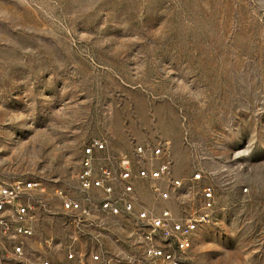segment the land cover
Instances as JSON below:
<instances>
[{"label": "rangeland", "instance_id": "rangeland-1", "mask_svg": "<svg viewBox=\"0 0 264 264\" xmlns=\"http://www.w3.org/2000/svg\"><path fill=\"white\" fill-rule=\"evenodd\" d=\"M93 139L134 161L160 145L189 187L138 181L137 209L199 215L215 189L182 264H264V0H0V181L45 188L25 257L0 235V264L146 263L131 218L99 234L56 196L97 200L77 183Z\"/></svg>", "mask_w": 264, "mask_h": 264}, {"label": "built area", "instance_id": "built-area-1", "mask_svg": "<svg viewBox=\"0 0 264 264\" xmlns=\"http://www.w3.org/2000/svg\"><path fill=\"white\" fill-rule=\"evenodd\" d=\"M138 160L134 161L126 154L113 155L107 142L93 139L83 148L81 169L77 174L79 190L84 194H97V200L84 203L71 199L62 190L56 191L62 210L74 214L78 224L90 230L94 228L100 234L106 231V220L113 217H128L137 228L138 247L144 251L145 262L132 258L121 259L120 264H182V256L193 246L194 234L200 226L213 221L215 208V189L205 186L202 189V212L199 215L179 217L168 208L157 211L155 208L137 209L136 183H151L153 195L169 200L172 192L165 186H173L189 196V187L180 179L171 178L170 162L166 158L164 147L144 143L136 148ZM205 178L202 173L195 174L190 182ZM45 188L40 182L0 181V235L15 243L12 254L25 257V244L35 235L39 205H44L40 196ZM248 193V188L242 190ZM51 245V241L38 244L39 249ZM74 254L69 253L68 259ZM94 261L100 256L93 257ZM21 263H26L23 260ZM28 264V262H27ZM31 264H53L39 259Z\"/></svg>", "mask_w": 264, "mask_h": 264}]
</instances>
